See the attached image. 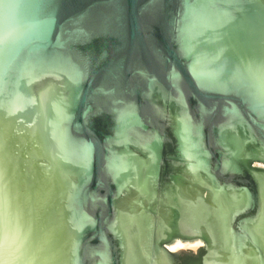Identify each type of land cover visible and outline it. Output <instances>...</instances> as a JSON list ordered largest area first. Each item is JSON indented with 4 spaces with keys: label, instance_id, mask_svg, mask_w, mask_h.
Masks as SVG:
<instances>
[{
    "label": "water",
    "instance_id": "obj_1",
    "mask_svg": "<svg viewBox=\"0 0 264 264\" xmlns=\"http://www.w3.org/2000/svg\"><path fill=\"white\" fill-rule=\"evenodd\" d=\"M178 240L264 264V0H0V264Z\"/></svg>",
    "mask_w": 264,
    "mask_h": 264
},
{
    "label": "trees",
    "instance_id": "obj_2",
    "mask_svg": "<svg viewBox=\"0 0 264 264\" xmlns=\"http://www.w3.org/2000/svg\"><path fill=\"white\" fill-rule=\"evenodd\" d=\"M204 254V249H200L197 253H184L179 257L180 261L177 264H202Z\"/></svg>",
    "mask_w": 264,
    "mask_h": 264
},
{
    "label": "bare ground",
    "instance_id": "obj_3",
    "mask_svg": "<svg viewBox=\"0 0 264 264\" xmlns=\"http://www.w3.org/2000/svg\"><path fill=\"white\" fill-rule=\"evenodd\" d=\"M185 243L190 245V246H196V247L203 246L202 241H196V243H194V242H185ZM182 244H184V242L181 240H178L176 243H174L173 245L170 246V249L174 252V250H176L177 248L182 246Z\"/></svg>",
    "mask_w": 264,
    "mask_h": 264
},
{
    "label": "rangeland",
    "instance_id": "obj_4",
    "mask_svg": "<svg viewBox=\"0 0 264 264\" xmlns=\"http://www.w3.org/2000/svg\"><path fill=\"white\" fill-rule=\"evenodd\" d=\"M194 243H196V242H194ZM201 247H202V246H201ZM199 248H200V247L190 246V245H188V244H186V243L184 242V244H182V246H180L179 248H177V249L174 250V251H178V250H180V249H184V250H186V251H188V252H190V250H192L194 253H197Z\"/></svg>",
    "mask_w": 264,
    "mask_h": 264
}]
</instances>
